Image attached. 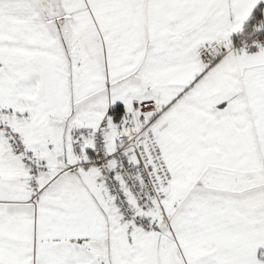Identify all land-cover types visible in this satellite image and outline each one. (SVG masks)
Here are the masks:
<instances>
[{
  "label": "snow or ice",
  "instance_id": "1",
  "mask_svg": "<svg viewBox=\"0 0 264 264\" xmlns=\"http://www.w3.org/2000/svg\"><path fill=\"white\" fill-rule=\"evenodd\" d=\"M0 264H264V0H0Z\"/></svg>",
  "mask_w": 264,
  "mask_h": 264
}]
</instances>
